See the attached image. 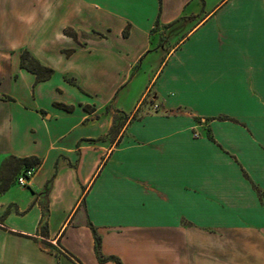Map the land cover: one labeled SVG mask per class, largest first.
<instances>
[{"label":"crops","instance_id":"obj_1","mask_svg":"<svg viewBox=\"0 0 264 264\" xmlns=\"http://www.w3.org/2000/svg\"><path fill=\"white\" fill-rule=\"evenodd\" d=\"M172 26L168 39L181 36L159 46L153 30ZM66 30L99 40L75 50ZM60 41L69 55L47 49ZM24 48L48 57L49 79L20 66ZM154 68L126 111L120 95ZM149 88L168 112L211 119L263 89L264 0H0V167L9 157L40 161L26 186L14 180L0 193V264H114L98 262L92 228L102 256L121 264H264V228L217 221L223 211L210 201L230 195L186 171L193 143L183 128L128 123L118 145L105 139L106 106L130 113ZM187 181L207 193L188 210Z\"/></svg>","mask_w":264,"mask_h":264},{"label":"rangeland","instance_id":"obj_2","mask_svg":"<svg viewBox=\"0 0 264 264\" xmlns=\"http://www.w3.org/2000/svg\"><path fill=\"white\" fill-rule=\"evenodd\" d=\"M176 30V26L155 28L153 33L159 36L158 45H165L167 49L172 48L177 38L182 34L179 33L177 36L168 39V36ZM73 32L77 35V39L72 45L75 50L87 48L88 40H99L98 37L88 31L77 32L73 30ZM73 32L71 35L74 34ZM51 45H53V41ZM46 47L52 49L53 53H58L62 49L65 51L69 49L62 41L56 42L52 48ZM24 49L28 51L30 57L40 64L49 65L51 63L44 54L35 57L27 48ZM93 49H100V45L94 46ZM98 53L97 51L93 53L92 61L100 62V54ZM51 59L58 70L63 71L69 68V65H66L60 58L51 56ZM83 64V58H78L74 67L79 70L78 72H82ZM51 65L53 64L51 63ZM155 69L141 71L127 90L120 95V103L126 111L132 110L136 105L141 94L150 83ZM154 93L152 88H149L139 106L130 113L125 112L127 115H134L135 118L129 122L127 127L128 123L123 124L120 121L122 117L117 113L120 110L113 104L106 106L102 111V116L111 121L109 129L114 125L120 129L115 137L108 134L105 139L109 140L112 146L118 145L120 139L118 141L117 139L124 133V128L126 127V131H128L136 123L134 126L138 129L154 127L156 122L161 121L168 122L167 126L170 128H183L186 136L193 143L191 150H188L189 152L185 156L186 160L194 162V168L186 171L188 173L194 171L202 182L205 180L216 182L218 185H212V187L225 188L226 190L223 192L230 195L229 199H221L218 197L222 196L218 194L216 200L210 201L211 204L215 205L217 211L219 210L218 212L223 211L219 215L215 214L217 221L231 224L239 220L249 225L250 228H264V88L251 90L249 96L242 93L241 103L234 104L228 113L216 114L215 119L194 115V112L186 108L170 113L160 99H156ZM106 97V95H102L100 105L103 104ZM150 122L154 124H150ZM124 134L126 135V132ZM243 172L246 173L247 177H244ZM204 186L201 185L202 191H195L192 190L193 186L188 181L186 182L183 194L186 210L196 206L199 195L207 197V193L203 192ZM206 201L208 202V200ZM206 201L201 202L207 203Z\"/></svg>","mask_w":264,"mask_h":264},{"label":"trees","instance_id":"obj_3","mask_svg":"<svg viewBox=\"0 0 264 264\" xmlns=\"http://www.w3.org/2000/svg\"><path fill=\"white\" fill-rule=\"evenodd\" d=\"M66 35H69L71 37H74V35H71V33L66 30ZM126 32H124V35ZM67 55L72 52V50L65 51ZM20 66L34 74L36 78V82L39 81H45L51 77L53 74V70L40 64L37 60L30 57L27 50H23L20 54ZM72 82V81H70ZM67 109V107H65ZM122 118H120V121L125 124L129 123L132 120H134V115H127L123 112L118 111L117 112ZM120 127L118 126H111V128L108 131V134H112L114 137L118 134ZM107 134V135H108ZM120 139V136L118 137L117 141ZM40 164V161L37 158L30 157V158H15V157H9L5 159L0 167V193H4L9 186L13 183L15 178L17 177L18 173H20L21 170L30 169V168H36ZM41 233L46 234L47 231V225L46 222L41 223ZM92 233L94 237V252L95 256L100 263H105L108 261L113 262L114 264H121L120 261L115 257H104L102 256L100 252V238L96 235L95 230L92 228Z\"/></svg>","mask_w":264,"mask_h":264},{"label":"built area","instance_id":"obj_4","mask_svg":"<svg viewBox=\"0 0 264 264\" xmlns=\"http://www.w3.org/2000/svg\"><path fill=\"white\" fill-rule=\"evenodd\" d=\"M35 168L25 169L16 177V184L19 186H26L29 179L34 175Z\"/></svg>","mask_w":264,"mask_h":264}]
</instances>
